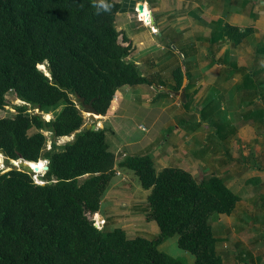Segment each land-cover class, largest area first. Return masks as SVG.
I'll use <instances>...</instances> for the list:
<instances>
[{
  "label": "trees",
  "instance_id": "obj_1",
  "mask_svg": "<svg viewBox=\"0 0 264 264\" xmlns=\"http://www.w3.org/2000/svg\"><path fill=\"white\" fill-rule=\"evenodd\" d=\"M144 1L134 0L132 11ZM104 3L107 11L96 0H0V111L9 92L22 102L12 117L0 118V155L6 163L43 160L47 167L38 174L43 184L12 165L0 170V264H184L159 249L175 234L192 264H223L209 219L231 216L239 197L219 176L196 181L177 166L157 170L149 154L116 164L110 131L85 128L83 104L104 116L120 88L151 84L128 59L133 49L127 37L119 40L121 3ZM220 33L236 47L251 29L224 24ZM184 78L179 67L172 71L173 92ZM59 105L49 120L39 114ZM44 133L53 138L48 150ZM115 164L149 191L144 218L155 222L157 236L128 237L121 228L94 226L90 216Z\"/></svg>",
  "mask_w": 264,
  "mask_h": 264
},
{
  "label": "rangeland",
  "instance_id": "obj_2",
  "mask_svg": "<svg viewBox=\"0 0 264 264\" xmlns=\"http://www.w3.org/2000/svg\"><path fill=\"white\" fill-rule=\"evenodd\" d=\"M114 1L120 2L124 9L117 13L115 18L116 29L121 34L119 40L122 35L130 40L133 50L128 59L137 60L139 65H136L140 73L147 76L151 84L125 86L116 91L113 102L117 101L116 105L121 103L120 110L116 116H110L107 123L103 124L101 122L103 120L96 118L91 121L82 109L85 125L93 124L107 130L115 128V138L110 132L106 133V138L108 137L111 146L115 143L124 144L122 152L116 151L118 153L116 160L124 158L125 155H122L124 152L129 155H143L151 154L152 149L157 148V153L164 154L155 159L167 161L170 164L168 166H177L180 161L193 158L192 165L184 163V166L193 174L191 175L196 181L213 174L219 176L231 192L239 197L237 207L231 216L212 214L209 219L217 239L216 249L223 259V264H264V125L256 123L254 125L256 128L248 132L250 137L247 136V132L245 136L241 135L242 138L236 136L238 121H241L237 106L247 108V115L251 118L252 111L257 108L256 104H253L251 99L247 105L245 102L241 104L232 102L233 125H228V128L223 126L225 113L222 111L220 84L225 82L227 77V83L231 86L235 79L237 61L230 56L231 52V55L235 53L234 47L222 40L218 45L219 49L225 47V55H220L217 60L213 58V61L207 55V41L204 39L196 42L187 41L176 33L174 25L172 26L174 19L180 17L193 21L194 17L200 19L204 17L199 9L194 11L190 7L179 8L181 3L185 4L189 0H147L136 3L134 7L136 13L131 8L134 0ZM138 4H142L143 8L146 6L151 11L153 26L160 30L153 29L151 24L146 26L139 20L141 18L144 21V16L135 10ZM198 66L214 68L215 78L219 77L218 82L204 86L205 84H201L202 80L196 82L190 76L188 84L185 79L187 86L186 91L183 89L185 101L182 103L179 95L173 94L172 71L179 67L185 73L190 67ZM224 67H232V73L225 74L222 71ZM6 101L8 105L0 111V118L12 117L13 106L22 104L11 92L6 95ZM206 106L208 108L203 116ZM61 107L59 105L39 114L44 120H49ZM78 108L81 109V106ZM247 115L242 118H247ZM139 125L145 127V130L146 128L151 130L148 140L147 133L141 132ZM176 128L179 135H175ZM44 135L47 139L45 150H48L53 138L48 133ZM183 137L191 149H196L195 153L189 154L184 150L183 142L179 141ZM71 140L72 138L59 139L55 143L63 145ZM137 140L140 141L139 144L132 145L131 142ZM166 156L168 159H165ZM175 159L177 164L174 162ZM43 164L45 166L44 161ZM10 165L12 164L6 163L0 155V170ZM155 168L161 169L160 162ZM131 177L130 182L125 183L130 190L129 196L133 199L130 209L134 213H142L145 211V197L139 192H134L136 180L135 177ZM84 179L85 176L80 177L78 183ZM139 213H136L134 223L144 222L145 218ZM151 223L155 225L154 221ZM176 240L175 234L160 244L159 249L172 258L183 260L184 264H192L193 256L180 249Z\"/></svg>",
  "mask_w": 264,
  "mask_h": 264
},
{
  "label": "crops",
  "instance_id": "obj_3",
  "mask_svg": "<svg viewBox=\"0 0 264 264\" xmlns=\"http://www.w3.org/2000/svg\"><path fill=\"white\" fill-rule=\"evenodd\" d=\"M187 7H190L191 10L194 11L199 9L204 17H201L202 19L194 17V19H192L193 21H187L178 17L174 19L175 22H173L172 26L174 25L176 33L184 37L187 41L191 40L193 42H196L201 39L207 41V55L209 56L208 58H211V60H213V58L217 60L220 55H225V47L219 49L218 45L222 40L230 44L227 40L222 38L220 33V29L224 24L236 26L241 31L246 28L251 29V33L238 46L234 47L233 52L235 53H233L232 55V52L230 53V56L236 58L237 61L236 71H234L235 79L233 80V84H231L230 86V84L227 83V77H225V82H222L220 84L222 91V99L221 97L220 99L221 102H223L222 111H224L225 113V117H223L224 121L222 120L224 122V127L226 126L228 128V125H233L231 121L234 120L231 119V115L233 113L232 108L234 103L232 102H235L237 104L245 102V104L247 105L249 103L248 101L251 99L252 103L256 104L257 108L255 109V111H252L251 116L253 117L251 118L247 115L248 109L244 106L238 105L236 109L238 115L241 116V118H239L241 119V121H238V127L236 128V130H238L236 136H240V138H242L241 135L245 136V132H247V136L250 137V133L248 132H250V130H253V128H256L254 127L256 123L264 125V0H200V2L189 0L188 2L186 1L185 4L181 3L179 6L180 9ZM149 13L151 16V11H149ZM164 21L166 22V20ZM153 28H155L156 30H160L159 28H156L154 26ZM131 62L139 65L137 63V60ZM224 68L225 69L222 71L225 72V74L232 73V67ZM181 71L186 77L183 79V85L181 88L185 91L190 76L192 77V79L194 78L193 80H196V82L198 80H202L201 84H205L204 86L213 85L218 82L219 79V77L215 78L216 75H214V68H199L198 66V68L190 67V69H188V71H186L185 73L182 69ZM185 79L187 81V84H185ZM181 89L179 91H181ZM116 103L117 101L113 102L112 100L106 114L104 116H97L96 119L103 120L101 122L104 124L107 123L106 121H108V118L110 116H116V114L120 110L119 108L121 105V103H119L118 105H116ZM207 108L208 106L205 107V110L202 114L203 116H205ZM245 114L247 115V118L245 117V119H243L242 117ZM109 131L111 136L113 137L115 135V128H109ZM141 132L147 133L146 139L148 140L151 130L146 128L145 131ZM177 133L178 132L176 128L175 135H179ZM67 138L68 137H64L60 140H67ZM70 138L73 139V136H70ZM106 139L109 144V148H112H110V150L115 155L118 154L116 151L120 152L121 149H123L124 144L121 145L115 143L113 147L111 146L110 141H108V137ZM179 141L183 142V148L189 154L195 153L196 149H191V146L187 145L185 137H183V139ZM139 142L140 141L137 140L132 141L131 143L132 145L137 146ZM163 154V152L161 154L157 153V148L152 149V152L149 155L153 157L155 166L159 165V162L161 164V168H165L170 165L167 161L164 162L162 160L159 161V159H155V157ZM122 155L127 156L129 154H126L124 152L122 153ZM122 159L119 158V160H115L116 164ZM165 159H168V156H166ZM174 162L176 163L177 159H175ZM184 163L192 165V163H194L193 158L182 160L179 162V164L176 163L178 167L190 172L188 168L184 166ZM116 164L114 166V169L116 172H118V175H114L110 180L108 187L101 196L99 209L94 214H96L99 218L104 219L105 224L102 228H106L107 230L121 228L124 230L125 234L128 237L141 236L144 238H148L147 236H149L152 238L157 236L158 227L156 226V224L154 225L153 223H151L152 221L144 220V222L138 221L137 223H134V219L137 216L136 213L139 212L134 213L130 209L133 199L131 196H129L130 190L127 188V185L125 183L130 182L129 178H132L131 176H135L131 171L117 168ZM135 180L136 181L134 183L136 185L133 187L134 192H139L141 195H144L146 201V197L149 194V191L141 189L138 185L136 177ZM139 214L144 217V211Z\"/></svg>",
  "mask_w": 264,
  "mask_h": 264
},
{
  "label": "water",
  "instance_id": "obj_4",
  "mask_svg": "<svg viewBox=\"0 0 264 264\" xmlns=\"http://www.w3.org/2000/svg\"><path fill=\"white\" fill-rule=\"evenodd\" d=\"M136 11L137 13H142L143 11V5L142 4H138L137 5V8H136ZM150 24L152 25L153 24V20H152V17L150 16ZM181 93H177V92H174L175 95H179V99L180 101L183 103L185 101V96H184V90L181 89L180 91ZM84 100L83 99H80V103L83 104ZM83 110L85 113L88 114V117L91 121H93L95 119L96 116H99L92 108L90 105H84L83 104ZM85 128L86 129H91V130H94L96 127L95 125L93 124H89V125H85ZM10 163L16 167V168H19L21 169L23 172L27 173V174H34L36 177L35 179L40 182V184H43L42 183V178L41 176H39L38 174H41L43 173L44 171L47 170V167L46 166H42V167H39L38 164L36 163H28L26 161H19L17 163H14V161H10Z\"/></svg>",
  "mask_w": 264,
  "mask_h": 264
},
{
  "label": "built area",
  "instance_id": "obj_5",
  "mask_svg": "<svg viewBox=\"0 0 264 264\" xmlns=\"http://www.w3.org/2000/svg\"><path fill=\"white\" fill-rule=\"evenodd\" d=\"M135 10H136V8H135ZM139 20H141V22L144 24V25H146V26H148L149 24H145V22L140 18ZM151 27V26H150ZM152 29V28H151ZM154 29V28H153ZM140 129H141V131H145V127H143V126H141L140 127ZM50 147V146H49ZM49 147H48V149H49ZM45 163H46V161H44ZM115 175H118V172H116L115 171ZM35 183H37V184H40V182H38V181H36L35 180ZM91 219H92V221H93V224H94V226L97 228V229H101L103 226H104V224H105V221H104V219H101V218H99L97 215H95V214H92L91 216Z\"/></svg>",
  "mask_w": 264,
  "mask_h": 264
},
{
  "label": "bare ground",
  "instance_id": "obj_6",
  "mask_svg": "<svg viewBox=\"0 0 264 264\" xmlns=\"http://www.w3.org/2000/svg\"><path fill=\"white\" fill-rule=\"evenodd\" d=\"M142 15L144 16L145 24H150V13H149L146 6L143 8ZM43 68H44L43 66H40V69H43ZM47 117H48V115H47ZM67 139H70V137H68ZM14 163H17V162H14ZM36 164H38L39 167H42L44 165L42 160L38 161V163H36Z\"/></svg>",
  "mask_w": 264,
  "mask_h": 264
},
{
  "label": "clouds",
  "instance_id": "obj_7",
  "mask_svg": "<svg viewBox=\"0 0 264 264\" xmlns=\"http://www.w3.org/2000/svg\"><path fill=\"white\" fill-rule=\"evenodd\" d=\"M98 9H102L107 11L109 9V5H107L106 3H104V0H99V4L97 5ZM115 175V174H114ZM36 180V179H35ZM37 181V180H36ZM37 184V183H36ZM96 215V214H95Z\"/></svg>",
  "mask_w": 264,
  "mask_h": 264
}]
</instances>
